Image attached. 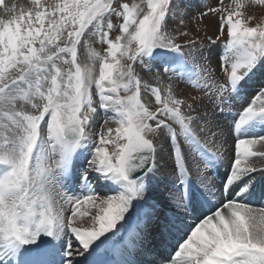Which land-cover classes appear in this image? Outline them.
<instances>
[{"label": "snow or ice", "instance_id": "6c2138e0", "mask_svg": "<svg viewBox=\"0 0 264 264\" xmlns=\"http://www.w3.org/2000/svg\"><path fill=\"white\" fill-rule=\"evenodd\" d=\"M220 5L198 14L218 22L208 39L223 42L217 80L202 40L170 29L175 0H0V264H156L146 233L179 237L167 264H264V208L249 202L250 158L264 157L253 151L264 148V81L250 100L244 92L264 69V22L250 24L244 0ZM137 66L156 69V86ZM180 83L200 95H178ZM240 97L225 131L216 114ZM229 138L234 154L217 187L205 173ZM165 158L176 187L158 211L153 181ZM208 196L219 203L205 214Z\"/></svg>", "mask_w": 264, "mask_h": 264}, {"label": "rangeland", "instance_id": "374dc122", "mask_svg": "<svg viewBox=\"0 0 264 264\" xmlns=\"http://www.w3.org/2000/svg\"><path fill=\"white\" fill-rule=\"evenodd\" d=\"M127 2L131 3L132 0H127ZM135 2L139 3L140 0H135ZM17 4L19 6H24L25 8L30 6V0H5V4L11 6V4ZM177 5L176 7V16L175 19H171L169 21L170 29H182L184 31L190 32V36L188 39L193 38H200L202 43L198 44V48L203 50V54L206 57L210 58L211 65L213 69H215V78L217 80H221L223 78V73L217 67L220 63L219 55L223 54V42H216L215 44H209L208 39L212 38L215 40V37L219 34L218 33V22L217 20L209 14V17H205V19L201 22L198 19V14L201 11L205 10V5L209 7H216L221 6L220 0H175ZM245 8L243 9L245 17H251L250 24L255 25L260 22H264V3L261 0H244ZM223 5H233V0H223ZM234 6V5H233ZM193 17H197V19H193ZM0 18H4L3 8H0ZM183 19L184 23L181 24V20ZM205 26H207L205 28ZM95 37L90 38L89 42L91 47L97 51L102 52L103 48L106 45L102 46L100 43L92 41L95 40ZM182 42V41H181ZM89 49L81 47L79 49V61L84 64L87 63V55ZM98 70V66H97ZM137 72L140 73L142 79L147 81L152 86H156L157 82L154 80V75L156 69L154 68L151 73L142 70L139 66H137ZM264 69L257 73L256 76L252 78L246 85L244 92L247 93L246 99L250 100L251 96L255 94L256 90L260 87L262 81H264ZM162 84L161 87H165L168 84L167 77L161 76ZM177 94L187 98L191 95H200L199 91L196 90L194 87L187 83H180L177 88ZM245 97L236 98L233 100V105L231 108H227L223 114L217 112L216 119L218 120L219 124L227 131L229 125L233 123V118L237 116V112L240 109L241 103L244 102ZM207 103V101H206ZM152 104H155L154 99L152 100ZM211 105H209V111H211ZM111 115V114H109ZM104 114L101 113L100 119L97 122V131L100 130V124L103 122ZM110 126L115 127V124H111ZM229 144L232 147L228 148V151L225 153V158L218 162V164L222 165V168H227L229 164V158H231L234 154V142L229 140ZM232 148V149H231ZM264 150L261 145L257 144L253 147V151H260ZM252 158L255 160L252 161ZM250 158V163L253 167H255L258 171L262 170L264 167V157H252ZM78 166H87V162L83 159L79 160ZM161 167L160 171L157 173L153 184V196L160 201L157 203V210L163 211L162 205L165 198L168 196L169 192L173 191L176 187V176L174 175L173 165L170 160L165 158L160 162ZM227 166V167H225ZM261 171L259 172L258 176H260ZM206 177H208V173H205ZM211 176V175H210ZM210 178H213L212 176ZM192 181L195 183L197 181V177L195 174L191 177ZM219 182V180H218ZM220 183V182H219ZM73 192L79 193V185L75 186ZM102 195L103 194H111L109 188L107 187H99L97 189ZM91 213H94L96 209L89 208ZM69 213H70V206H69ZM167 215H171V212H167ZM81 220L87 222L90 220V216L83 217ZM188 220V219H187ZM154 234V233H153ZM161 240V239H159ZM145 244H149L148 240L144 239ZM151 244V243H150ZM154 245V243L152 244Z\"/></svg>", "mask_w": 264, "mask_h": 264}, {"label": "bare ground", "instance_id": "6f19581e", "mask_svg": "<svg viewBox=\"0 0 264 264\" xmlns=\"http://www.w3.org/2000/svg\"><path fill=\"white\" fill-rule=\"evenodd\" d=\"M229 140H230V138H229ZM210 177H211V176L208 175L207 178H209V179L213 182V184L216 185V186L218 187V185H219L218 180H217L216 178H210ZM213 191H215V188L213 189ZM208 200H209V201L212 203V205H213V206H211V210H212V209H215V207L218 206V203H219V196H217V197L208 196ZM249 202H250L251 205L255 206L257 209H259V208H264V200H263L262 195H259V198H258L257 200L255 199V200H252V201H251V200L249 199ZM193 224H194V222H190V224H188V226H192ZM156 235H158V234H156ZM157 237L160 238V236H157ZM157 245H158L157 240H155L152 249L155 250V249H156L155 246H157ZM148 247L151 248L150 245H149ZM147 255H151V253H149V254H147Z\"/></svg>", "mask_w": 264, "mask_h": 264}]
</instances>
